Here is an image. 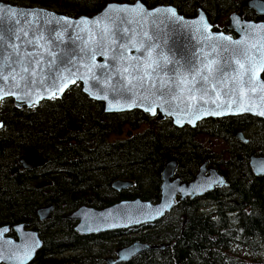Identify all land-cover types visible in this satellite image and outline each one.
<instances>
[{
    "label": "trees",
    "instance_id": "trees-1",
    "mask_svg": "<svg viewBox=\"0 0 264 264\" xmlns=\"http://www.w3.org/2000/svg\"><path fill=\"white\" fill-rule=\"evenodd\" d=\"M5 1L77 17L94 15L110 2L136 0ZM141 1L148 7L172 5L186 17L201 8L215 30L234 36L224 18L242 10L245 0ZM243 12L248 20H264L253 11ZM0 121V148L5 150L0 159V226L26 222L38 232L42 247L30 264H103L116 249L134 241L164 248L145 251L123 264H264V177H255L248 166L252 151L264 156L263 119L240 115L177 128L170 119L157 120L137 110L104 114L102 103L89 99L76 84L69 97L42 101L31 110L16 108L6 99ZM127 126L146 129L110 140ZM238 131L248 143L235 138ZM201 135L223 140L228 157L199 143L196 138ZM33 148L47 162L40 169L23 171L17 161ZM169 158L177 161L182 181L191 180L208 160L227 185L201 199L178 202L155 225L137 229L134 235L119 230L84 237L73 230L75 223L68 215L88 201L98 209L124 199L156 202ZM118 179L134 185L115 191L112 183ZM40 181L50 185L39 188ZM44 205L54 207L48 221L37 217Z\"/></svg>",
    "mask_w": 264,
    "mask_h": 264
},
{
    "label": "water",
    "instance_id": "water-1",
    "mask_svg": "<svg viewBox=\"0 0 264 264\" xmlns=\"http://www.w3.org/2000/svg\"><path fill=\"white\" fill-rule=\"evenodd\" d=\"M121 8L129 9V11H118ZM241 8L253 10L257 16H264V0H245ZM167 9L174 10L175 15L167 12ZM9 10L16 11L17 17L20 19L19 25L13 23L7 15ZM20 13L31 15L20 16ZM36 13L40 15L37 16ZM49 13L56 18L63 17L71 21L72 26H66L63 22L56 23L51 16L46 15ZM85 18L88 19L89 23L77 26V22ZM49 20L52 22L48 23ZM261 25H264V20H247L244 18L242 10L238 13H231L226 25V28L235 34L231 36L215 30L201 8L197 10L195 16L186 17L172 5L148 7L141 0H136L133 3L110 2L93 16L78 17L67 16L42 7H23L0 2V35L3 36V41H0V77H8L6 80L0 79V94L8 92L9 94L5 99H12L16 108L30 109L34 107H30L25 100H16L17 95H24L25 89L24 80L21 79V66L16 63V57L12 55V46H18L21 55L25 49L30 52L36 51L37 49L28 41L42 34L43 39L40 44L44 45V48L41 51L45 54L41 58L45 62L49 59L45 50L55 52L61 58H64L63 53L67 52L75 62V67H68H72V71L76 72V82L69 83L68 87L61 94H58L57 98L62 97L65 93L68 97V90L79 84L83 94L89 99L102 103L104 114L137 110L151 117H156L157 120L170 119L173 126L177 128L184 126L194 128L202 120L240 115H250L264 120V116L258 114L260 111H264V90L260 88V85L264 84L262 77L264 71H257L253 76L252 85L255 86V91H252V88L246 83L248 75L245 74L243 77L245 83L242 89L240 91L233 89L231 98L224 94L227 89L221 91L218 85L219 97L209 92L208 96L205 97L207 103L199 101L198 108L191 109L186 106L191 101L172 99L169 95L161 96L159 92L153 95L151 91L146 90L147 85L145 88L138 87L135 90L136 95L127 93L114 97L111 91L120 82L117 69H121L122 65L129 62L128 59H122L121 54L126 58H142V52L148 48L149 44L153 45L152 56L154 59H159L163 63V58L167 57L169 61L183 65L184 67L180 71L185 74H188L190 65L199 66L202 61L207 59H216L218 61L217 66L223 65L225 57H230L233 49L239 51L242 47H247L249 56L259 68L261 57L264 56V28H261ZM9 29H16L20 38L17 39L11 35ZM51 29H55L61 38L50 41ZM24 32H27L28 35L24 36ZM209 35L231 39L209 40L207 39ZM236 41H241L242 44L237 46L233 43ZM133 44L135 47L132 46ZM225 46L228 48L227 52L223 51ZM101 47L105 55H101ZM213 47L216 49L215 52ZM136 48H141V52H137ZM92 49H96L95 59L89 54ZM113 56L116 57L115 61L112 59ZM235 59L244 63L245 68L248 67V62L243 57L238 55ZM100 65H107V67L102 68ZM172 66V64L168 65L169 68ZM233 66H235L234 61ZM229 71L231 74V70ZM64 75L69 76V72L65 70ZM169 75H171L170 72ZM40 76L41 71L37 69L35 79L39 80ZM81 76L84 79H80ZM164 78L167 79V77ZM97 83L99 86H94ZM231 87L232 82L230 80L228 88ZM85 88H88L89 91H85ZM27 91L32 93L30 97L32 100L38 99L39 96L45 97L39 99V102L50 100L47 95L51 88L47 83L45 85L33 84ZM93 93L98 96L107 95L108 100L97 99ZM177 95L186 96L187 93H180L177 90ZM213 100L222 104V107L216 109L215 104L212 103ZM241 102L244 107L252 110L243 111L238 108V104ZM133 103L136 106L129 107ZM109 104L113 109L122 110L109 111L107 110ZM228 104H231L230 108ZM200 108L205 111H200ZM207 111H221L223 114L208 115ZM178 120L179 123H177ZM128 134L130 135V132ZM235 138L242 143L248 142L242 132H236ZM2 154L3 151L0 150V156ZM238 159L241 160L240 157ZM46 162L47 159L33 148L24 153L18 164L23 170H31L42 167ZM177 166L178 163L173 158H169L165 163L161 171L160 195L156 197V202L134 198L120 200L101 209L89 205L90 203L78 207L68 215V219L77 221L74 227L75 232L82 236H91L119 230L132 232L138 227L153 226L169 213L178 201H183L186 198H200L215 188L227 185L214 167H207V160L199 167L194 178L188 182H182L179 177L175 176ZM248 166L255 177H264L263 155H257L255 151H252L248 158ZM133 185V181L118 179L112 183V188L115 191H124ZM38 186L41 187L43 184ZM53 208V205L40 207L37 210L38 218L41 221L48 220ZM10 229L14 232V237L7 235ZM41 247L42 240L38 232L26 223L0 227V264H30ZM163 248L164 245H150L135 241L116 250L115 257L106 258L104 264L127 263L145 251Z\"/></svg>",
    "mask_w": 264,
    "mask_h": 264
},
{
    "label": "snow or ice",
    "instance_id": "snow-or-ice-1",
    "mask_svg": "<svg viewBox=\"0 0 264 264\" xmlns=\"http://www.w3.org/2000/svg\"><path fill=\"white\" fill-rule=\"evenodd\" d=\"M118 11L124 12L129 11V9H118ZM167 12L171 13L173 16L175 15L174 10L167 9ZM7 15L11 18V21L17 25L20 24V19L17 17V13L15 10H9ZM31 15L29 13H20V16H27ZM35 15L39 16V13H36ZM48 16H51L56 23H64L66 26H72V22L66 20L63 17L56 18L53 14L49 13L46 14ZM203 19V18H201ZM52 21L49 20L48 23H51ZM89 21L87 18L82 19L81 21L77 22V26L80 25H86ZM261 28H264V25L260 26ZM9 32L11 35L15 36L17 39H19V35L17 34L16 29H9ZM50 32L52 35H50L49 40H57L60 39V34L56 33L55 29H51ZM24 36H27L28 33L24 32ZM43 39L42 34L35 36L34 39L29 40L28 43L33 45L34 48H36V51H27L25 49L23 55H21L20 49L18 46L13 45L12 46V55L16 57V63L20 64L22 75L21 79L24 80V95L23 96H16V100H25L29 103V106H35L37 103H39V99L45 98L44 96H39L38 99L32 100L30 97L32 96V93L27 91V89L36 83H39L41 85H47L50 86L51 91L48 93L47 98L48 99H55L58 97V94H61L65 88L68 87L69 83H75L77 79L76 72L72 71V67H75V62L71 59L70 55L65 52L63 53V57H58L55 52L52 51H46V54L48 55L49 59L47 62H45L41 57L45 54V52H42L41 49L44 48V45L40 44V41ZM209 40H230L229 37H212L209 35L207 37ZM0 41H3V36L0 35ZM237 46L241 45V41L233 42ZM135 47V44L132 45ZM152 48L153 45L149 44L147 49H144L142 52V58L141 57H131L126 58L121 54L122 59H128V63L122 65L121 69H117V75L120 77V82H118L117 86L113 87L111 91L113 92L114 97L117 95H124L127 93H132L133 95H136V89L139 88H145L147 85L148 91H151L153 95H155L156 92H159L161 96L169 95L172 97V99H180L182 101H191V103L187 104L186 106L188 108H198L199 101H204V103H207V100H205V97L208 96L209 92H211L216 97H219L220 91H217L218 85L221 88V91L224 89H227L224 91V94L229 96L231 98V94L233 89L236 91H240L242 89L245 81L243 80V77L245 74L248 75L246 83L249 85V87L252 88V91H255V86L252 85V79L253 76L257 71H264V56L261 57V60L259 62V68L256 67V62L249 56L247 47L240 48L239 51L236 49L232 50L230 57H225V62L223 65H219L218 61L216 59H207L205 61H202L201 65H190L188 68V74H185L180 71L181 68H183V65H178L177 63H173L172 61H169L167 57L163 58V63L159 59H154L152 56ZM81 51H84V49H81ZM137 52H141V48H136ZM213 51L215 52L216 49L213 47ZM224 52L228 51L227 46L223 48ZM93 59H95L96 55V49H92L89 53ZM101 55H105V53L102 50L101 47ZM206 55V54H205ZM219 55V53H218ZM243 57L248 62V67L245 68V64L241 63L239 59H235L236 56ZM114 61L116 60V57L113 56L112 58ZM59 61V63H58ZM233 61L235 66H233ZM26 62V63H25ZM172 64V68H169L168 65ZM41 65H43V68H41ZM72 66V67H68ZM102 68H106L107 65H100ZM40 69L41 76L39 80L35 79L36 77V70ZM46 69V71H45ZM67 70L69 72V76H65L64 72ZM231 70V74L230 71ZM78 71V68H77ZM169 72L171 75H169ZM163 74V75H161ZM164 77H167L165 79ZM8 77L3 76L0 77V79L6 80ZM80 79H84L83 76L79 77ZM15 79V77H13ZM94 79L98 80V78L94 77ZM232 82V87L228 88L229 81ZM85 83H87V80H85ZM157 84H159V87H157ZM94 86H99L98 83ZM260 88L264 90V84L260 85ZM85 91H89L88 88L84 89ZM177 90H179L180 93H187V95H177ZM8 92L0 94V107H3L4 99L8 95ZM15 95V93H12ZM95 98L97 99H104L108 100L107 95L98 96L95 95ZM242 95V93H241ZM143 99V98H142ZM213 104H215L216 109H220L222 107V104L216 103L215 100L212 101ZM136 106L134 103L130 104L129 107ZM228 107H231V104H228ZM238 108H240L243 111H251V108H246L243 106L242 102L238 104ZM107 110H122V109H113L111 104H109V107ZM148 110L147 108L145 109ZM200 111H205L204 109L200 108ZM154 114V113H153ZM208 115H222L223 113L221 111H207ZM259 115L264 116V111H260L258 113ZM191 122V121H190ZM179 123V120L177 121ZM3 127V124H0V128ZM6 231V229H5Z\"/></svg>",
    "mask_w": 264,
    "mask_h": 264
},
{
    "label": "rangeland",
    "instance_id": "rangeland-1",
    "mask_svg": "<svg viewBox=\"0 0 264 264\" xmlns=\"http://www.w3.org/2000/svg\"><path fill=\"white\" fill-rule=\"evenodd\" d=\"M0 1H5V0H0ZM52 11H57L56 9H51ZM228 16L226 18H224V20H227ZM146 129V126H142L139 130H132L131 128H129L128 126L124 128V132L122 135L120 136H112L110 138L111 141H116L117 139H125L127 138V133L130 132L131 134H135L137 132H140L142 130ZM196 140L201 143L204 147H206L207 149H209L211 152L215 153V154H223V156L225 158L228 157L227 155V146L225 144V142L221 139H216V138H209L205 135H201L198 136L196 138ZM137 231H133L131 232V234H128L127 236L130 235H134L136 234Z\"/></svg>",
    "mask_w": 264,
    "mask_h": 264
},
{
    "label": "flooded vegetation",
    "instance_id": "flooded-vegetation-1",
    "mask_svg": "<svg viewBox=\"0 0 264 264\" xmlns=\"http://www.w3.org/2000/svg\"><path fill=\"white\" fill-rule=\"evenodd\" d=\"M0 2H2V1H0ZM4 2H6V1H4ZM243 9H245V8H242V10H243ZM246 10H248V9H246ZM250 11H253V10H250ZM253 12H254V11H253ZM254 13H255V12H254ZM243 14H244V12H243ZM81 15H85V14H81ZM249 20H251V19H249ZM0 149H4V148H0ZM4 151H5V150H4ZM4 153H5V152H3V154L0 156V159L4 156ZM18 161H19V159H18ZM18 161H17V162H18ZM18 165H19V164H18ZM164 165H165V164H164ZM19 166H20V165H19ZM199 167H200V166H199ZM20 168H21V166H20ZM40 168H41V167H37V168L31 169V170H23V169L21 168V170H23V171H33V170H37V169H40ZM177 168H178V166H177ZM198 169H199V168H198ZM197 172H198V170H197ZM197 172H196V173H197ZM175 176H176V177H179V176L177 175V169H176V172H175ZM194 176H195V175H194ZM179 178H180V177H179ZM193 178H194V177H193ZM193 178H192V179H193ZM192 179H191V180H192ZM180 180H181V178H180ZM191 180H189V181H191ZM161 181H162V180H161ZM181 181H182V180H181ZM183 182H188V181H183ZM40 184H43V186H41V187H44V186H46V185H50V183L47 182V181H40V182H37V183H36V186L39 187L38 185H40ZM160 185H161V184H160ZM39 188H40V187H39ZM127 190H128V189H127ZM214 190H215V189H214ZM214 190H213V191H214ZM211 192H212V191H211ZM209 193H210V192H209ZM209 193H207V194H209ZM207 194H205L204 196H202V197H200V198H195V199H201V198L205 197ZM183 201H184V200H183ZM178 202H182V201H178ZM89 203H90V204H89ZM88 204L91 205V202L88 201V203H87V204H84V205H88ZM44 206H45V205H44ZM44 206H41V207H44ZM46 206H47V205H46ZM91 206H92V205H91ZM39 208H40V207H39ZM39 208H38V209H39ZM38 209H37V210H38ZM203 209H204V211H207V207H203ZM52 212H53V211H52ZM73 212H74V211H73ZM36 213H37V211H36ZM71 213H72V212H71ZM71 213H70V214H71ZM70 214H69V215H70ZM37 217H38V216H37ZM51 217H52V213H51ZM51 217H50L49 219H51ZM67 218H68V217H67ZM49 219H48V220H49ZM39 220H40V219H39ZM48 220H45V221H48ZM69 220H70V219H69ZM40 221H41V220H40ZM71 221H73V222L75 223V225L77 224V221L72 220V219H71ZM20 223H26V222H20ZM16 224H18V223H16ZM26 224H28V223H26ZM28 225H29V224H28ZM75 225H74V227H75ZM3 226H5V225H3ZM10 226H11V225H10ZM0 227H2V226H0ZM34 230H35V229H34ZM73 230H74V228H73ZM74 231H75V230H74ZM77 234H78V233H77ZM7 235H8V236H11V237H14V232L12 231V229L9 230V232H8ZM84 237H85V236H84ZM116 250H117V249H116ZM113 256H115V255H113ZM109 257H110V256H109ZM107 258H108V257H107ZM104 261H105V260H104ZM121 264H122V263H121Z\"/></svg>",
    "mask_w": 264,
    "mask_h": 264
},
{
    "label": "bare ground",
    "instance_id": "bare-ground-1",
    "mask_svg": "<svg viewBox=\"0 0 264 264\" xmlns=\"http://www.w3.org/2000/svg\"><path fill=\"white\" fill-rule=\"evenodd\" d=\"M2 2H4V1H2ZM5 3H7V4H10L9 2H5ZM119 3V2H118ZM12 5V4H11ZM31 7V6H30ZM79 16H93V15H79ZM78 17V16H77ZM67 94H69V90H68V92H67ZM64 95H66V93L64 94ZM63 95V96H64ZM69 97V96H68ZM61 98V97H60ZM51 100V99H50ZM43 101H45V100H43ZM42 101H40L38 104H36L34 107H36V106H38L40 103H41ZM34 107H32V108H30V109H28V110H31V109H33ZM21 108H23V107H21ZM21 108H19V109H21ZM25 108V107H24ZM1 122V121H0ZM1 124H3V122H1ZM4 126V125H3ZM3 128V127H2ZM2 128H0V129H2ZM129 135V134H128ZM132 134L130 133V135H129V137L131 136ZM0 150H2L3 152H4V149H0ZM215 168V167H214ZM216 169V168H215ZM217 170V169H216ZM218 171V170H217ZM222 176V175H221ZM223 177V176H222ZM223 179H224V177H223ZM225 180V179H224ZM131 181V180H130ZM225 182H226V180H225ZM226 184H227V182H226ZM133 187V186H132ZM157 223V222H156ZM155 223V224H156ZM135 242V241H134ZM133 243V242H132ZM146 244V243H145Z\"/></svg>",
    "mask_w": 264,
    "mask_h": 264
}]
</instances>
